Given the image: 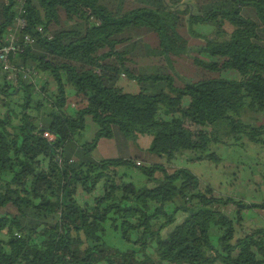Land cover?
Segmentation results:
<instances>
[{
	"label": "trees",
	"instance_id": "trees-1",
	"mask_svg": "<svg viewBox=\"0 0 264 264\" xmlns=\"http://www.w3.org/2000/svg\"><path fill=\"white\" fill-rule=\"evenodd\" d=\"M18 18L33 41L12 62L44 79L0 66V264H264V226L245 223L264 200L221 196L158 161L264 143V123L244 118L264 112V0H0V37ZM86 116L95 134L79 144ZM114 135L143 154L94 159Z\"/></svg>",
	"mask_w": 264,
	"mask_h": 264
},
{
	"label": "rangeland",
	"instance_id": "rangeland-1",
	"mask_svg": "<svg viewBox=\"0 0 264 264\" xmlns=\"http://www.w3.org/2000/svg\"><path fill=\"white\" fill-rule=\"evenodd\" d=\"M199 26L200 25H198L197 28H199ZM230 29L231 27L226 25L227 32H229ZM181 33L186 36L184 29L181 30ZM222 37L225 39L228 36L226 34L222 35ZM188 39L189 43L196 42L193 38ZM219 61L221 62L225 77H238L235 65L229 59L220 58ZM174 62L175 68L180 73L187 75L194 72L195 66L192 65L191 60L187 57H174ZM42 79H44L43 75L38 72V75L34 77L33 81L34 83H38ZM118 83L123 86L126 91L134 92L138 90V86L127 79L121 78ZM250 115H253L254 118H250ZM244 118L250 123H264V112H248ZM95 130V123L90 116H86L85 128L77 139L79 144L90 141L94 137ZM150 141L151 138H149V136H141L138 138L137 143L140 147H149ZM136 145L137 144L132 141H123L116 135L111 138L102 137L99 139L96 148L92 151V157L94 159H102L140 154L141 150L137 149ZM144 149L146 148H143V150ZM211 150L219 154L221 158L219 161H189L187 157L193 154V151L189 149L180 150L179 153L175 154L176 157L171 159L170 164L167 162L166 156L157 160L169 166L176 164L189 168L198 176L201 182L209 183L214 188V191L221 196L242 199L248 203L264 200V185H257L256 183L260 177L261 179L262 177L264 178V174L260 177L258 175L260 170H264V143L250 142L245 147L239 144L224 145L221 143H211L207 146L206 151ZM128 172L130 173V178L137 185H141V178L136 174V170L128 169ZM256 211L263 213L260 209L254 210L251 214L254 215L255 218L251 225L257 227L264 226L261 218L256 216Z\"/></svg>",
	"mask_w": 264,
	"mask_h": 264
},
{
	"label": "built area",
	"instance_id": "built-area-1",
	"mask_svg": "<svg viewBox=\"0 0 264 264\" xmlns=\"http://www.w3.org/2000/svg\"><path fill=\"white\" fill-rule=\"evenodd\" d=\"M25 26V20L23 18H18L13 27H10L6 33L0 37V66L2 70L8 73V78L15 80V72L19 71L22 73L23 78H28L31 82H34V77L38 75V72L33 68H23L20 67L16 69L12 62L14 56L21 51L20 41L31 43L33 40L29 34H24L22 38L19 35L21 28ZM40 30V28H39ZM72 107L75 105L72 103ZM44 136L47 138H52V136L45 132Z\"/></svg>",
	"mask_w": 264,
	"mask_h": 264
},
{
	"label": "crops",
	"instance_id": "crops-1",
	"mask_svg": "<svg viewBox=\"0 0 264 264\" xmlns=\"http://www.w3.org/2000/svg\"><path fill=\"white\" fill-rule=\"evenodd\" d=\"M141 137V136H140ZM150 138V137H149ZM141 148H147V147H142L141 146ZM262 174H264V170H260L259 171V173H258V175H259V177L260 176H262ZM256 183H257V185H264V178L262 177V179H261V177H260V179L258 180V181H256ZM256 190V189H255ZM255 202H257V201H255ZM259 202V201H258ZM250 203H252V202H250ZM256 209H260V210H262V212L264 213V208L262 209V208H253V209H248V210H246L245 211V223L246 224H252L253 223V221H254V215H252L251 213L252 212H254V210H256ZM257 212V211H256ZM263 213H260V212H257L256 213V216L258 217V218H261V220L263 221V223H264V215H263Z\"/></svg>",
	"mask_w": 264,
	"mask_h": 264
}]
</instances>
